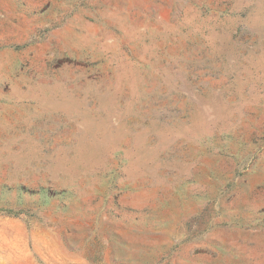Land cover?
Wrapping results in <instances>:
<instances>
[{
  "label": "rangeland",
  "instance_id": "obj_1",
  "mask_svg": "<svg viewBox=\"0 0 264 264\" xmlns=\"http://www.w3.org/2000/svg\"><path fill=\"white\" fill-rule=\"evenodd\" d=\"M0 264H264V0H0Z\"/></svg>",
  "mask_w": 264,
  "mask_h": 264
}]
</instances>
